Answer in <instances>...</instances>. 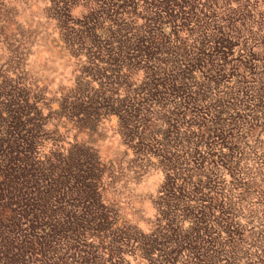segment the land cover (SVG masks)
<instances>
[{
    "label": "rangeland",
    "instance_id": "rangeland-1",
    "mask_svg": "<svg viewBox=\"0 0 264 264\" xmlns=\"http://www.w3.org/2000/svg\"><path fill=\"white\" fill-rule=\"evenodd\" d=\"M241 1L175 0L171 5V0H0V102L10 96L15 102L14 106H9L10 117H18L20 122L25 119L35 121L34 125H29V129L27 125H18L14 129L10 128L11 131L26 133V145H30L29 149H40L41 154L49 153L54 148L55 151L50 156V160L54 162L61 158L57 155H61L67 146L72 147L73 151L95 155L92 160L96 178L92 180L89 189L93 190L96 199L99 197L97 201L100 200V205L97 209L93 207L92 211L95 217L102 215L105 218V224H108L110 230L115 228L122 232L118 234L112 230L110 240L101 238V247L98 248L93 246L98 243L97 238L91 236L87 241V247L91 251L87 252L88 256H83L87 264L95 261H109L110 264H155L156 256L162 244H165L159 242L153 234L156 228L160 235L164 233L159 228L164 224L160 214L163 209L161 198L165 195L163 185L167 177L169 186L170 183L178 185L180 182V179H174L175 163L169 158V155L176 152L172 148L179 142V138L185 134L189 136V133L203 137L201 141H210L202 136L198 128L204 126L203 120H193L183 109L176 108L178 97L183 101L189 91L181 89L171 76L167 85L162 84L163 77L168 73L173 74L171 61L174 53L166 51L174 41L173 32L177 31L173 21H182L189 28L188 19L196 13V10H190L191 7L217 15L213 21L218 23L215 24L217 26L214 31H218V35L223 38L215 48L218 52L213 49V53H225L223 57L220 56L223 63H227L226 71L218 78L220 87H224L225 83L232 85L237 80L239 86L242 84V73L238 69L236 79L234 70L229 69L233 62L246 51H255L256 47L257 50L260 48L259 58L264 60L261 56L263 46L259 39L264 36V0H246L247 7L242 12L237 8ZM162 3L166 5V18L159 16L160 19L154 23V27H160L157 31L162 37L158 40L148 39L147 35L141 38L140 35L144 36L147 30L145 25L149 20L146 7L150 4L154 7L163 6ZM174 5L181 6L180 11ZM230 12L236 16L233 18L236 22L231 25V32L237 34L236 38H232L225 28L230 18L227 14ZM129 21H132V25L126 30L122 26ZM181 29L183 32L178 35L187 36L183 25ZM193 37L183 41L185 49L190 47ZM208 58L210 61L214 59ZM203 62L207 64L206 59ZM157 65H163L168 69L167 73H161L156 68ZM249 70L256 75L260 68L249 66ZM197 71L194 76L201 81L204 72ZM247 78L245 76L244 80H248ZM148 89L151 90V95H143ZM238 101L243 103L240 94ZM46 102L49 103L48 106ZM244 103L243 106H238V120L235 118V125L238 121V141L235 131H225L219 137H213L214 133L210 134L215 145L213 143L209 148L212 154L204 160L201 171L208 175L211 167L219 168L223 179H219L221 189L216 181L208 182L211 192L207 197L211 201L201 197L199 202L211 205L209 213L215 217L220 216L219 205L223 206L225 199L222 200V197L225 195L227 207L232 211H225L220 216L221 231H224L222 225L227 218L226 214H231L238 221V235L230 241L232 245L229 244L241 255L243 249L249 248L248 253L252 255L250 264H261L264 261V214L259 213L258 219L253 221L256 223L252 230L255 238H250V231H246L245 225L251 220V211L264 210L263 181L260 186L257 184V189L253 188L254 204L241 210L242 218L237 216L240 211L239 197L247 190L249 182L245 175L246 168L260 170L264 175V147L259 148L254 142L253 147L241 148L243 138L256 130L260 131L259 139L264 142L263 122L249 121L246 118V114L252 112L254 104ZM171 113L183 118L178 122L170 117ZM7 116L6 109L0 106V118ZM220 116L222 124H227L228 120L223 119L221 114ZM149 126L158 127L157 138L164 136V139H169L172 148L165 150L160 145H143ZM186 128L190 130L185 131ZM0 130H4L1 124ZM179 133L183 136L179 137ZM3 141L0 149L11 144V141ZM222 143L231 148L230 153L235 152L234 147L238 145V156L234 159L237 163L235 169L226 157L224 164L216 162L219 160ZM249 144L251 143L248 141ZM208 147L210 144H201L198 147L200 155H206ZM245 155L246 161L243 160ZM145 160L154 167L148 178L140 177ZM176 163L181 167L187 164L186 161L183 164L178 161ZM165 165L167 169L164 168ZM182 175L186 176L187 173L183 172ZM5 191L0 186V207L19 213L15 199L2 197ZM169 192L171 196L172 191L167 190ZM193 197L191 195L189 201L197 203L198 197ZM116 202L121 208L127 207L125 212L118 205L116 208ZM184 221L188 225L187 219ZM22 226L25 228L27 224ZM27 235L28 237L23 234L22 240L33 241ZM224 235L218 231H209L208 236L203 235L201 241L194 243V246L209 248L206 243L208 237L216 238L221 245L225 241ZM123 236L128 240L124 241ZM47 242L44 241V244ZM139 243L144 250H148L154 243L156 250L147 254L141 250ZM253 246L256 247L255 250ZM33 250L32 253L29 251L24 260L18 259L15 264H39L36 259L42 249L38 246ZM178 252L172 256V260L176 259L177 264H184L186 251ZM209 253L212 256L210 251ZM225 262L231 264L229 261Z\"/></svg>",
    "mask_w": 264,
    "mask_h": 264
},
{
    "label": "trees",
    "instance_id": "trees-1",
    "mask_svg": "<svg viewBox=\"0 0 264 264\" xmlns=\"http://www.w3.org/2000/svg\"><path fill=\"white\" fill-rule=\"evenodd\" d=\"M174 2L175 0H171V5ZM161 5L163 6L154 7L150 4L149 7H146L145 12L148 14L149 20L145 25L147 30H145L144 36L140 35L141 38H145L147 35L148 39L158 40L159 37H162L157 31L160 27H154L156 20L160 19L159 16L166 18L167 15L164 10L165 4L162 3ZM174 7L179 11L181 9L179 5H174ZM245 7H247V1L242 0L237 8L242 12L246 10ZM237 8L235 9L237 10ZM190 10H196V13H193V16L188 19L190 21L188 23L189 28H186L182 21H177V19L173 21L177 31L173 32L174 41H172L170 49L166 50L169 53H174V59L171 61L174 67L171 71L173 74L168 73L163 77L162 84L167 85V81L171 76L181 89L189 91L186 92L187 98H183V101L181 97H178L176 108L183 109L185 114L193 120H203L204 126H198V128L202 136L207 137L210 141H201L203 137L194 136L192 133H189V136L186 134L183 136L182 133H179L178 136H183L185 139L183 137L179 138V142L172 148L169 139H164V136L161 139L157 138L158 127L149 126L150 128L145 134V140L142 144L147 147L160 145L161 149L172 148L173 151L176 149V152L174 151L169 155V158L175 163V168L173 167L174 179H180L178 185L170 183L169 186V178L167 177L163 185L165 195L161 198L160 203L163 209L160 214L163 216L164 224L159 228L164 233L160 235L156 228L153 234L159 242H165V244H162L163 247L161 246L154 263L177 264L176 259L172 260V256L178 250H185L184 264H226L225 261H229L231 264H250L252 255L248 253L249 248L243 249L241 255L240 253L237 254V250L235 252L231 246L230 241L238 235V221L234 220L229 214L232 210L227 207L225 195L222 197V200L225 199L223 206L219 205L220 216H223L225 211H229L226 214L227 218L224 224L222 223L224 231H221L220 216L215 217L210 214L209 206L211 208V205L208 206L199 202V199L204 197L211 201V198L207 197L211 192L208 182L216 181L221 189V180L219 179H223L222 173L220 177L219 168L211 167L208 175L201 171L204 160L210 158L212 154V150L209 148L212 147L214 140H212L210 134L214 133L213 137H219L225 131L231 130L235 131V138L238 141V121L235 125V118L238 120V106H243L244 102L254 104L252 112L246 114L247 120H261L264 124V60L259 58L260 48L257 50V47L255 51L249 50L241 54L229 69L234 70L235 74L233 75L236 79L238 78V69H241L239 71L242 73V84L238 86L237 80L232 85L228 86L225 83L224 87H220L221 84L218 78L221 73L226 71L227 63L224 64L222 59L225 53L220 54L222 57L213 53V49L216 50L215 48L220 43V39L223 38L218 35V31L217 33L214 31L215 26H217L215 24L218 23L213 21L217 15L213 16L210 11L202 12L200 8L197 9L196 7H191ZM230 13L227 14L230 18H228L225 28L228 31L227 33L232 35V38H236L237 34L231 32L233 27L231 25L236 22L233 18L236 16ZM131 22L123 24L122 27H125L126 30L129 29L132 25ZM181 25L187 30L185 31L187 36L181 37L178 35L183 32ZM191 37H193V42L190 47L185 49L183 41L185 42L187 38ZM173 43L175 44L173 45ZM194 43L196 44L194 45ZM125 48L127 49V47ZM208 57H214V59L210 61ZM204 59L207 60V64L203 62ZM249 66L258 67L260 70L256 72V75L252 74ZM156 68L161 73H167L168 71L163 65H157ZM196 71L198 73L204 72L201 81H198L195 77ZM245 76L248 77L246 81L244 80ZM234 91L240 94L242 104L238 101L239 94H234ZM143 95H151V90H145ZM1 101L0 106L2 109H6L8 116L0 118V124L4 129L0 130V146H2L3 140L11 141V144L5 149H0V170H2L0 175L3 176L0 186L6 190L2 197L7 198L9 196L15 199L20 211L16 213L4 206L0 207V264H15L18 259L24 260L29 251L32 253L33 249H37L38 246L42 249L36 259L39 264H87L86 258L83 256H88L87 252L90 248L87 247L89 243L87 241L91 236L97 238L98 243L93 244V246L98 248L101 247V238L110 240L112 230L117 231L118 234L122 233L119 229L113 228L110 230L108 224H105V218L102 215L95 217L92 211L93 207L97 209L100 205L98 202L100 200L97 201L99 197L96 199L93 190L89 189L92 186V180L96 178L95 169L93 168L94 161L92 160L95 155L79 150L73 151L72 147L67 146L63 149L61 155H57L61 158L54 162L50 160V156L55 151L54 148L53 151L51 149L49 153L44 154H41L40 149L35 147L29 149L30 145L27 146L25 142V140L28 141L25 138L26 133L12 132L10 128L14 129L18 125H27L29 129V125H34L35 121L25 119L20 122L18 117H10L11 110L9 106H14L15 102L10 96ZM171 114L170 117L178 120V122L183 118L178 117L175 113ZM220 114L223 119L228 120L227 124H222ZM198 116L200 117L198 118ZM9 129L10 132H8ZM186 129L185 131L190 130ZM201 144H210V147L206 148L207 154L204 156L200 155L198 151ZM234 148L235 152L230 153L231 148L225 147V143H222L221 148H219L221 150L218 155L219 160L216 162L222 165L226 157L235 169L237 163L234 159H237L238 156V145H235ZM225 149L226 151H223ZM177 161L180 164L186 161L187 164L181 167L176 163ZM164 168L167 169L166 165ZM183 172H186L187 175L183 176ZM167 190L172 191L171 196H169L170 192L167 193ZM191 195L194 196L193 198L198 197L197 203L189 201ZM212 202H215V199H212ZM185 219H187L188 225H186ZM21 223L23 225L27 224V227L24 228ZM229 228L231 230L228 231ZM212 230L225 234L223 238L228 243L223 241L220 245L216 238L208 237L209 240L206 239V243L209 248H203L199 245L195 248L194 243H199L201 237L203 235L207 237L209 231ZM23 234L26 237L29 234L33 241L22 240ZM124 234L126 233L124 232ZM122 238L124 241L128 240L124 236ZM129 238L132 239L131 236ZM44 241H48L46 245ZM139 246L147 254L156 250L154 243L150 245L148 250H144L141 243H139ZM253 248L255 250L256 247L253 246ZM209 251L212 256H210ZM108 262L95 261L92 264H110Z\"/></svg>",
    "mask_w": 264,
    "mask_h": 264
},
{
    "label": "water",
    "instance_id": "water-1",
    "mask_svg": "<svg viewBox=\"0 0 264 264\" xmlns=\"http://www.w3.org/2000/svg\"><path fill=\"white\" fill-rule=\"evenodd\" d=\"M259 39L261 40V43L263 46L261 56L264 57V36H261ZM46 104H47V106L49 105L48 102H46ZM259 135H260V131L256 130L253 133H251L249 136H246L245 138H243L244 140L241 143V148L247 149V148H249V146L253 147L254 142H255V144H258L259 148L264 147L263 146L264 142H262L259 139ZM248 141L251 144L248 145ZM60 147H61V145H60ZM94 151L97 153L96 150H94ZM246 157H247V155L244 156V158H243L244 161H246V159H245ZM153 168L154 167L151 165V163H149L148 160H145L143 162V167L141 168L143 171L141 172L140 177L148 178L152 174ZM245 175H246V177L249 178V182L247 184V190L244 193H242V195L239 197L240 202L238 204H239L240 211L237 214V216L239 218H242L241 210H245L254 204V202H253L254 189L253 188L255 187L257 189V186H258L257 184H259V186H260L261 185L260 182L261 181L264 182V175L262 174V172L260 170H256V169H253L251 167H247L246 171H245ZM230 195H232V194H230ZM118 202H119V200H118ZM114 205H116V208H117L118 203L116 202ZM118 207L120 210H122V212L123 211L125 212V209L127 208L125 206H123L121 208V206H119V205H118ZM259 213L264 214V210H253V211H251L250 215H249L251 220H249L245 225L246 231H247V229L250 231V238L251 239L255 238V232H253L252 230L255 229L256 223H254L253 221L258 219ZM257 246L259 247V245H257ZM261 264H264V261H261Z\"/></svg>",
    "mask_w": 264,
    "mask_h": 264
}]
</instances>
